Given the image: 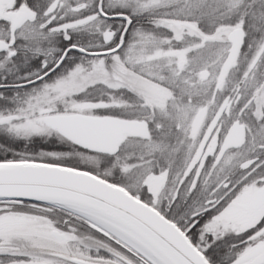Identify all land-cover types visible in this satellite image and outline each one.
<instances>
[{"label":"snow or ice","instance_id":"obj_1","mask_svg":"<svg viewBox=\"0 0 264 264\" xmlns=\"http://www.w3.org/2000/svg\"><path fill=\"white\" fill-rule=\"evenodd\" d=\"M0 264H264V0H0Z\"/></svg>","mask_w":264,"mask_h":264}]
</instances>
